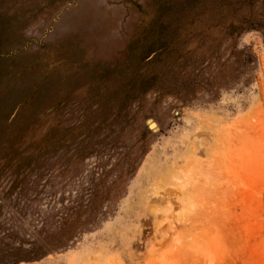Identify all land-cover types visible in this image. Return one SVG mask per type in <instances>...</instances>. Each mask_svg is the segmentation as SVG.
<instances>
[{
	"label": "rangeland",
	"instance_id": "obj_1",
	"mask_svg": "<svg viewBox=\"0 0 264 264\" xmlns=\"http://www.w3.org/2000/svg\"><path fill=\"white\" fill-rule=\"evenodd\" d=\"M254 22L264 0H0V264H264Z\"/></svg>",
	"mask_w": 264,
	"mask_h": 264
},
{
	"label": "trees",
	"instance_id": "obj_2",
	"mask_svg": "<svg viewBox=\"0 0 264 264\" xmlns=\"http://www.w3.org/2000/svg\"><path fill=\"white\" fill-rule=\"evenodd\" d=\"M262 17V15H261ZM256 28L255 29H260L263 31V36H264V22L262 23V26L257 25V22L253 23ZM251 26V25H250ZM248 30L244 29L243 26L240 27H236L233 28V30H231V32H229V34L231 36H235L236 39L237 37H239L240 35H242V33ZM250 60H256V57L253 55H249ZM111 192L112 190L110 189L108 191V198L107 200H110V198H114V197H110L111 196ZM117 192H119L117 195H121V192H123V189L121 190H117ZM83 207V206H82ZM81 207V208H82ZM91 207V212L92 215L91 217H88L87 219H81V217L77 216V218H73V219H66L63 222H61V227H60V233L56 234L55 237L53 238H48L50 239V243L46 244V249L44 251H32L28 254V258L29 259H37L38 257H41L45 254H47L49 251L54 249H58L59 247H65L70 241H73L79 232L85 230L86 228L93 226L94 224H96V217H97V212L99 211L100 206L98 205H88V208ZM84 208V207H83ZM80 211L82 210H77V214L80 213ZM96 214V215H95Z\"/></svg>",
	"mask_w": 264,
	"mask_h": 264
},
{
	"label": "water",
	"instance_id": "obj_3",
	"mask_svg": "<svg viewBox=\"0 0 264 264\" xmlns=\"http://www.w3.org/2000/svg\"><path fill=\"white\" fill-rule=\"evenodd\" d=\"M253 26H254V25H252V29H255L256 27H253ZM158 54H159V52L156 53L155 56L158 55ZM150 126H151V125H150Z\"/></svg>",
	"mask_w": 264,
	"mask_h": 264
},
{
	"label": "bare ground",
	"instance_id": "obj_4",
	"mask_svg": "<svg viewBox=\"0 0 264 264\" xmlns=\"http://www.w3.org/2000/svg\"><path fill=\"white\" fill-rule=\"evenodd\" d=\"M154 127V126H153Z\"/></svg>",
	"mask_w": 264,
	"mask_h": 264
}]
</instances>
